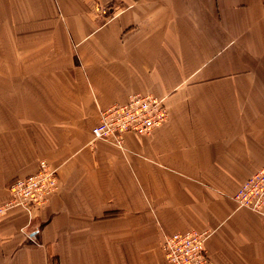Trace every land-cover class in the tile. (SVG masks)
<instances>
[{"label": "crops", "instance_id": "0c3cea01", "mask_svg": "<svg viewBox=\"0 0 264 264\" xmlns=\"http://www.w3.org/2000/svg\"><path fill=\"white\" fill-rule=\"evenodd\" d=\"M134 95L166 121L93 139ZM40 161L58 189L0 217V264H167L188 231L211 264H264V211L233 201L264 166V0H0V203Z\"/></svg>", "mask_w": 264, "mask_h": 264}, {"label": "built area", "instance_id": "2783aa9c", "mask_svg": "<svg viewBox=\"0 0 264 264\" xmlns=\"http://www.w3.org/2000/svg\"><path fill=\"white\" fill-rule=\"evenodd\" d=\"M167 111L161 99L152 95H134L124 104H114L100 113L98 123L92 128L94 138L121 147L127 132L148 134L163 124ZM52 170L41 162L38 172L15 178L9 184L10 200L0 204V217L13 206L29 211L31 205L42 206L58 189L52 180ZM239 207L261 212L264 206V168L248 177L234 195ZM207 231H188L165 237L160 245L167 264H211L206 252Z\"/></svg>", "mask_w": 264, "mask_h": 264}, {"label": "rangeland", "instance_id": "374dc122", "mask_svg": "<svg viewBox=\"0 0 264 264\" xmlns=\"http://www.w3.org/2000/svg\"><path fill=\"white\" fill-rule=\"evenodd\" d=\"M120 9L118 8V5L117 4H115V5H111V6H108V7H106V8H104V9H99L98 10V13H97V18L98 19H109V16H111L112 17V15L113 14H116L118 11H119ZM162 101H163V103H164V106H165V108H166V111H167V107H166V105H165V102H164V100L163 99H161ZM102 111V110H101ZM101 111H100V113H101ZM167 117H168V112H167ZM167 117H166V119H167ZM99 119H100V114H99ZM166 121V120H165ZM162 125V124H161ZM155 129V128H154ZM153 129V130H154ZM151 132H149L148 134H143V135H149ZM92 135V134H91ZM93 137V136H92ZM93 139H96V138H94L93 137ZM96 140H103V139H96ZM103 141H106V142H108V143H110V144H112L111 142H109V141H107V140H103ZM112 145H114V144H112ZM114 146H116V145H114ZM122 146H123V142H122V145H121V147H118V148H122ZM117 147V146H116ZM41 162H44V161H40L39 162V164L41 163ZM46 163V162H45ZM39 164H38V167H39ZM47 164V163H46ZM48 165V164H47ZM49 166V165H48ZM50 167V166H49ZM264 168V166H262L260 169H258L257 171H255L254 173H256V172H258L259 170H261V169H263ZM50 169L52 170V172H53V174H52V180H53V182L55 181V183H56V185H55V189H57V187H58V179H57V173H56V171L54 170V169H52L51 167H50ZM38 172V168H37V170H36V172H34L33 174H35V173H37ZM254 173H252L251 175H249L248 177H250V176H252ZM33 174H30V175H27V176H31V175H33ZM27 176H24V177H27ZM15 180V178L13 179V180H11L10 182H9V184L11 183V182H13ZM9 184H8V186H7V190H8V188H9ZM9 192V191H8ZM236 194V193H235ZM234 194V195H235ZM9 195H10V193H9ZM11 198V197H10ZM10 198L8 199V200H10ZM51 198V196L48 198V201H47V203L49 202V199ZM7 200V201H8ZM233 201L235 202V200H234V196H233ZM46 203V204H47ZM0 204H2V203H0ZM45 204V205H46ZM235 204H236V206L238 207V208H243V207H239L238 205H237V203L235 202ZM45 205H42V206H33V205H31L30 206V208H29V211L28 210H26L28 213H33L36 209H39V208H41V207H43V206H45ZM13 207H21V206H18V205H15V206H13ZM12 207V208H13ZM22 208V207H21ZM245 209H248V208H245ZM249 210V209H248ZM251 211H253V210H251ZM264 211V206H263V208H262V211L261 212H257V211H253V212H257V213H262ZM173 234H175V233H173ZM172 235V234H171ZM170 236V235H169ZM206 243V242H205ZM161 250V249H160ZM162 252V251H161ZM162 254H163V252H162Z\"/></svg>", "mask_w": 264, "mask_h": 264}, {"label": "water", "instance_id": "95a60500", "mask_svg": "<svg viewBox=\"0 0 264 264\" xmlns=\"http://www.w3.org/2000/svg\"><path fill=\"white\" fill-rule=\"evenodd\" d=\"M37 228H35V229H33L32 231H30V232H28V237L30 238V239H35V235L37 234Z\"/></svg>", "mask_w": 264, "mask_h": 264}, {"label": "bare ground", "instance_id": "6f19581e", "mask_svg": "<svg viewBox=\"0 0 264 264\" xmlns=\"http://www.w3.org/2000/svg\"><path fill=\"white\" fill-rule=\"evenodd\" d=\"M4 215V214H3Z\"/></svg>", "mask_w": 264, "mask_h": 264}]
</instances>
